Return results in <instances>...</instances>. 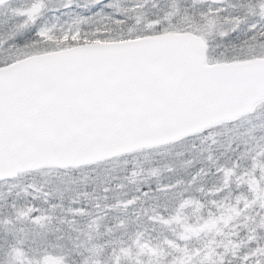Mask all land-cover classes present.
<instances>
[{
  "label": "snow or ice",
  "instance_id": "snow-or-ice-1",
  "mask_svg": "<svg viewBox=\"0 0 264 264\" xmlns=\"http://www.w3.org/2000/svg\"><path fill=\"white\" fill-rule=\"evenodd\" d=\"M0 264H264V0H0Z\"/></svg>",
  "mask_w": 264,
  "mask_h": 264
}]
</instances>
